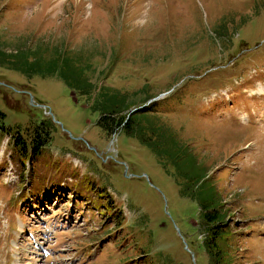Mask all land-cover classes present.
<instances>
[{"label":"rangeland","instance_id":"rangeland-1","mask_svg":"<svg viewBox=\"0 0 264 264\" xmlns=\"http://www.w3.org/2000/svg\"><path fill=\"white\" fill-rule=\"evenodd\" d=\"M56 52L212 169L238 264H264V0H0V264H45L36 240L46 264H210L198 203L143 140L107 133Z\"/></svg>","mask_w":264,"mask_h":264},{"label":"trees","instance_id":"trees-1","mask_svg":"<svg viewBox=\"0 0 264 264\" xmlns=\"http://www.w3.org/2000/svg\"><path fill=\"white\" fill-rule=\"evenodd\" d=\"M25 57L24 62H21L23 66L26 64L29 70L41 69L36 59L29 60L30 56L25 55ZM52 57L53 61L48 65V70L61 71L69 80L68 83L72 89L86 96L92 107L99 109L101 112L100 122L107 133L113 134L118 129L124 128L143 140L153 149L158 161L166 168L167 172L178 181L182 194L198 203L200 208L198 230L205 234L203 242L210 264H238L241 244L239 234L235 232L239 227L237 228L233 224V209L226 207L227 202H222L221 194L212 185V177L208 176L212 169L210 170L203 161H199L197 156L191 152L192 149L184 147L170 133L162 130L160 128L162 126L154 121V117L148 115L152 111L151 109L142 107L131 112L129 111L130 104L125 96L119 91L107 87L92 98L97 85H93L89 75H86L92 67L90 59L73 57L69 54L58 56V52ZM41 59L42 57H40ZM39 143L38 141L37 145ZM16 146H19V151L22 154L27 153V145L20 148V145L16 143ZM34 150L36 151V149ZM246 235H248L247 231Z\"/></svg>","mask_w":264,"mask_h":264},{"label":"bare ground","instance_id":"bare-ground-1","mask_svg":"<svg viewBox=\"0 0 264 264\" xmlns=\"http://www.w3.org/2000/svg\"><path fill=\"white\" fill-rule=\"evenodd\" d=\"M35 243H39L40 244V242L38 240H36Z\"/></svg>","mask_w":264,"mask_h":264}]
</instances>
